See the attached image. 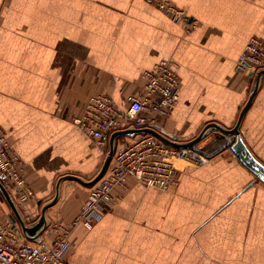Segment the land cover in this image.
Returning <instances> with one entry per match:
<instances>
[{"label":"crops","instance_id":"crops-1","mask_svg":"<svg viewBox=\"0 0 264 264\" xmlns=\"http://www.w3.org/2000/svg\"><path fill=\"white\" fill-rule=\"evenodd\" d=\"M170 1L185 21L147 0H0V125L34 191L26 214L39 216L60 176L90 178L101 166L109 135L96 145L72 121L87 99L123 105L162 58L175 60L180 83L161 130L187 139L212 120L234 124L252 83L236 61L249 38L264 41V0ZM239 131L264 164V77ZM175 176L166 189L127 177L90 228L72 223L89 187L62 180L46 215L69 228V262L264 264V183L229 146L200 165L179 162ZM11 214L0 193V219Z\"/></svg>","mask_w":264,"mask_h":264},{"label":"built area","instance_id":"built-area-1","mask_svg":"<svg viewBox=\"0 0 264 264\" xmlns=\"http://www.w3.org/2000/svg\"><path fill=\"white\" fill-rule=\"evenodd\" d=\"M157 6L174 21H185L183 10L170 0H147ZM238 70L264 67V41L251 37L239 54ZM142 89L129 94L123 105L110 95H91L80 115L73 123L88 135L96 145L115 129L128 126L152 127L167 118L179 100V76L177 65L171 57L162 58L153 68L143 72ZM209 156L193 147H175L166 144L152 134H136L129 141L118 143L106 173L91 187L81 212L72 223L81 222L90 228L98 210L113 201V189L123 187L129 176L145 187L166 189L175 185L177 161L200 165ZM24 164L13 149L7 134L0 125V174L1 182L13 196L24 214L26 222L35 220L26 214L24 205L34 197V191L24 176ZM71 248L69 228L62 220L50 221L38 241L20 240V235L10 218L0 220V264H71L68 252Z\"/></svg>","mask_w":264,"mask_h":264},{"label":"water","instance_id":"water-1","mask_svg":"<svg viewBox=\"0 0 264 264\" xmlns=\"http://www.w3.org/2000/svg\"><path fill=\"white\" fill-rule=\"evenodd\" d=\"M249 75L252 76L251 87L247 98L241 105L237 118L232 126L227 127L218 121L212 120L205 123L196 134L187 139H183V137H177L175 135H170L163 130L152 127L136 128L133 126H128L122 129H115L108 136V150L104 156L101 166L96 171V173L90 178H83L82 176L76 174H66L60 176L56 180L53 196L41 206L39 216L32 222H26L24 214L17 205L12 194L3 186L1 182V178L3 177V175L0 174V193L4 197L11 210L12 214L10 218L12 222L14 223V221L17 219L20 223L19 230H21L22 233L26 235V237L30 240H40L42 231L50 222L49 218L46 215V209L57 201L60 194L61 181L64 179L75 180L84 186H93L106 173L110 165L112 155L114 154L116 149V139L120 135H128L132 137L136 134L148 133L156 136L166 144L180 148L193 147L194 149L204 152L208 156L225 146H229L235 156L247 168H249L259 180L264 183V164L253 155L239 131L242 118L247 108L253 101L258 90L261 88L262 80L264 77V67L257 68L255 71L249 70Z\"/></svg>","mask_w":264,"mask_h":264},{"label":"trees","instance_id":"trees-1","mask_svg":"<svg viewBox=\"0 0 264 264\" xmlns=\"http://www.w3.org/2000/svg\"><path fill=\"white\" fill-rule=\"evenodd\" d=\"M116 147H118V140L116 141Z\"/></svg>","mask_w":264,"mask_h":264},{"label":"rangeland","instance_id":"rangeland-1","mask_svg":"<svg viewBox=\"0 0 264 264\" xmlns=\"http://www.w3.org/2000/svg\"><path fill=\"white\" fill-rule=\"evenodd\" d=\"M156 6V5H155ZM157 7V6H156ZM202 143V142H201ZM225 147H228V146H225ZM1 220V219H0ZM1 221H5V220H1ZM34 242V241H33Z\"/></svg>","mask_w":264,"mask_h":264},{"label":"bare ground","instance_id":"bare-ground-1","mask_svg":"<svg viewBox=\"0 0 264 264\" xmlns=\"http://www.w3.org/2000/svg\"><path fill=\"white\" fill-rule=\"evenodd\" d=\"M179 162H181V161L178 160L177 163H179Z\"/></svg>","mask_w":264,"mask_h":264}]
</instances>
